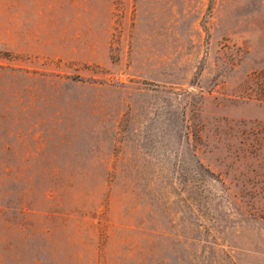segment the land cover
<instances>
[{
	"label": "rangeland",
	"instance_id": "rangeland-1",
	"mask_svg": "<svg viewBox=\"0 0 264 264\" xmlns=\"http://www.w3.org/2000/svg\"><path fill=\"white\" fill-rule=\"evenodd\" d=\"M0 264H264V0H0Z\"/></svg>",
	"mask_w": 264,
	"mask_h": 264
}]
</instances>
